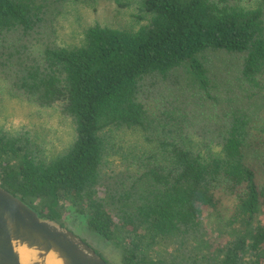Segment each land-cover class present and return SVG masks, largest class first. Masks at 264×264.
Returning a JSON list of instances; mask_svg holds the SVG:
<instances>
[{
    "label": "trees",
    "instance_id": "obj_1",
    "mask_svg": "<svg viewBox=\"0 0 264 264\" xmlns=\"http://www.w3.org/2000/svg\"><path fill=\"white\" fill-rule=\"evenodd\" d=\"M66 1L0 0V99L73 128L51 155L0 127V186L62 227L71 207L120 264H264V0H111L138 28L77 46L56 40Z\"/></svg>",
    "mask_w": 264,
    "mask_h": 264
},
{
    "label": "rangeland",
    "instance_id": "obj_2",
    "mask_svg": "<svg viewBox=\"0 0 264 264\" xmlns=\"http://www.w3.org/2000/svg\"><path fill=\"white\" fill-rule=\"evenodd\" d=\"M132 14V8L117 10L111 0H67L54 21L57 43L67 46L80 45L85 30L95 24L118 30H136L138 25L132 19ZM0 127L26 128L51 155L63 152L73 139L72 124L62 117L59 111L37 110L31 103L7 96L0 99ZM112 136V151L116 154L112 160L118 161L117 159L122 157L121 153L128 150L129 144L135 142L139 132L122 129L112 133ZM227 207H230V203L222 202L213 213V219L205 221L210 230H214L216 222L223 221V217L229 212ZM61 220L64 228L82 239L109 264H120L117 250L86 227L84 216L76 214L68 207Z\"/></svg>",
    "mask_w": 264,
    "mask_h": 264
},
{
    "label": "water",
    "instance_id": "obj_3",
    "mask_svg": "<svg viewBox=\"0 0 264 264\" xmlns=\"http://www.w3.org/2000/svg\"><path fill=\"white\" fill-rule=\"evenodd\" d=\"M49 263L107 264L82 239L0 186V264Z\"/></svg>",
    "mask_w": 264,
    "mask_h": 264
},
{
    "label": "bare ground",
    "instance_id": "obj_4",
    "mask_svg": "<svg viewBox=\"0 0 264 264\" xmlns=\"http://www.w3.org/2000/svg\"><path fill=\"white\" fill-rule=\"evenodd\" d=\"M24 256L22 255V258H23ZM49 264H52V263H49Z\"/></svg>",
    "mask_w": 264,
    "mask_h": 264
}]
</instances>
